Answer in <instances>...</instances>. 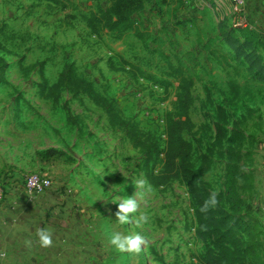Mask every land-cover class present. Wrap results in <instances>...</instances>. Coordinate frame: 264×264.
Returning a JSON list of instances; mask_svg holds the SVG:
<instances>
[{
  "label": "rangeland",
  "instance_id": "1",
  "mask_svg": "<svg viewBox=\"0 0 264 264\" xmlns=\"http://www.w3.org/2000/svg\"><path fill=\"white\" fill-rule=\"evenodd\" d=\"M56 1L58 5L40 7L33 0H0V186L5 193L30 174H47L52 188L40 197L63 203L56 208L67 204V211L85 215L107 264H196L195 258L212 244L197 235L196 205L187 184L153 188L135 214L147 213L148 223L120 224L115 216L118 201L113 202L115 196L134 195L136 182L146 181L141 153L122 131L108 126L104 113L87 97L63 92L53 103L40 97L39 88L42 77L53 83L63 65L73 63L79 75L114 101L123 118L163 141L164 121L175 112L180 80L186 78L193 82L190 118L195 126L186 138L196 164L204 156L210 161L198 184L208 200L216 194L213 208L227 213L228 150L241 147L252 160L247 168L251 189L241 190L253 208L245 220H256L264 232L256 208L264 183V79L253 77L249 61L235 58L234 50L219 44L222 19L212 0H204L206 8L198 16L185 11L183 0H156L133 17L138 32L133 28L120 39L102 29L93 36L83 20L109 8L111 0ZM40 9L54 13L52 24L40 18ZM225 24L232 26L227 18ZM251 31L241 28L236 36L242 43L250 37L257 40L242 50L261 56L260 66L264 40ZM217 124L224 129L222 142ZM50 149L56 154L46 155ZM108 231L139 232L147 242L138 253H117L106 243Z\"/></svg>",
  "mask_w": 264,
  "mask_h": 264
},
{
  "label": "trees",
  "instance_id": "2",
  "mask_svg": "<svg viewBox=\"0 0 264 264\" xmlns=\"http://www.w3.org/2000/svg\"><path fill=\"white\" fill-rule=\"evenodd\" d=\"M44 1L59 4L56 0ZM155 1L111 0L109 8H100L96 13L83 17V20L93 36H99L102 29L114 39H120L133 28L136 33L138 32L134 27L133 17ZM226 26L225 20L219 22V44L227 45L230 50H234L235 58L243 57L244 61H249L252 66L248 72H251L253 77L263 80L264 63L260 66L257 64L263 61V58L257 53L242 50L246 46L257 45V40L250 37L242 43L236 36L241 28ZM192 86L191 79L181 78L175 112L169 114L164 121L163 141L155 133L144 132L135 122L123 118L114 101L99 92L86 77L79 75L73 63H65L53 83L42 77L39 88L40 97L53 103L59 100L63 92L70 93L73 98L87 97L104 113L108 126L113 130L122 131L132 148L141 153L143 157L141 170L153 188H166L175 182L187 184L188 194L196 205L197 235L202 240L209 239L212 244V247L208 245L205 252L195 258L196 264H264V232L260 230L256 220H245L246 216L251 215L253 208L244 199L241 190L245 187L251 189L249 183L251 177L248 174L251 172L247 170L250 169L252 160L249 154H243L241 147L231 146L228 150L225 181L228 212L221 214L213 207L202 211L208 198L197 181L200 175L209 171L210 161L204 156L196 164L193 145L186 138L195 127L190 118ZM216 129L218 142H222L225 139L224 129L219 124L216 125ZM45 154L53 156L56 150L50 149ZM245 163L248 164L247 167Z\"/></svg>",
  "mask_w": 264,
  "mask_h": 264
},
{
  "label": "crops",
  "instance_id": "3",
  "mask_svg": "<svg viewBox=\"0 0 264 264\" xmlns=\"http://www.w3.org/2000/svg\"><path fill=\"white\" fill-rule=\"evenodd\" d=\"M195 1L183 0L185 11L198 16L206 8L204 3H207L204 0ZM43 3L54 6L40 0V7ZM212 3L220 19L224 21L227 18L232 22L229 0H212ZM244 9L251 34L264 40V0H247ZM53 16L54 13L49 14L40 9V18H46L51 24L49 17ZM49 29L54 35L56 31L52 25ZM261 163L264 176V160ZM62 204L40 196L30 198L16 190L10 191L4 200H0V264H107L102 248L98 253L94 237L90 234L92 228L85 223V215L67 211V204L65 208L55 207ZM257 207L260 209L257 215L264 220V183L260 188ZM43 227L53 230L50 247H42L36 236L37 229Z\"/></svg>",
  "mask_w": 264,
  "mask_h": 264
},
{
  "label": "clouds",
  "instance_id": "4",
  "mask_svg": "<svg viewBox=\"0 0 264 264\" xmlns=\"http://www.w3.org/2000/svg\"><path fill=\"white\" fill-rule=\"evenodd\" d=\"M124 188L125 187L118 190L123 192ZM136 188L138 191L135 192L134 195H125L123 197L115 196V201L113 203L118 201L115 216L120 224L130 223L134 220L136 225L140 227L149 221V215L147 213H140L138 216L135 214L138 213L141 200L146 195L151 194L154 189L152 185L145 180H138L136 182ZM217 203L216 194L213 193L209 200L205 202L202 211H206L209 207H214ZM129 213L134 215L130 217L128 215ZM36 236L42 247H50L53 243V230L49 227L38 228ZM146 242V237L139 232L122 234L119 231H108L106 233L107 245L111 250L117 253H138ZM28 243H30V241Z\"/></svg>",
  "mask_w": 264,
  "mask_h": 264
},
{
  "label": "built area",
  "instance_id": "5",
  "mask_svg": "<svg viewBox=\"0 0 264 264\" xmlns=\"http://www.w3.org/2000/svg\"><path fill=\"white\" fill-rule=\"evenodd\" d=\"M194 1V0H187ZM231 15L233 17L232 24L234 28H248V16L245 13L247 0H229ZM235 17L238 18L235 20ZM17 184V183H16ZM10 191L16 190L22 192L25 196L35 198L43 195L52 188V180L47 174L34 173L28 175L23 182ZM8 195L3 187L0 186V200H4ZM264 223V220H263Z\"/></svg>",
  "mask_w": 264,
  "mask_h": 264
}]
</instances>
